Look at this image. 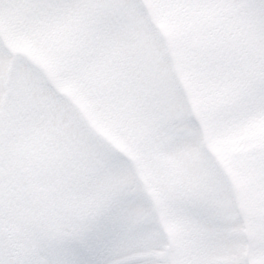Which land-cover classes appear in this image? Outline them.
Listing matches in <instances>:
<instances>
[{
  "label": "snow or ice",
  "instance_id": "1",
  "mask_svg": "<svg viewBox=\"0 0 264 264\" xmlns=\"http://www.w3.org/2000/svg\"><path fill=\"white\" fill-rule=\"evenodd\" d=\"M11 7L0 210L33 230L0 264H264V0Z\"/></svg>",
  "mask_w": 264,
  "mask_h": 264
},
{
  "label": "rangeland",
  "instance_id": "2",
  "mask_svg": "<svg viewBox=\"0 0 264 264\" xmlns=\"http://www.w3.org/2000/svg\"><path fill=\"white\" fill-rule=\"evenodd\" d=\"M0 14L16 17L18 13L11 7V0H0ZM50 177L44 174L33 175L25 172L20 179L11 187V209H21L28 206L34 200V193L49 183ZM7 225V227H5ZM9 229H15L18 236H25L33 229L17 212H10L5 219L0 210V244L7 242Z\"/></svg>",
  "mask_w": 264,
  "mask_h": 264
}]
</instances>
